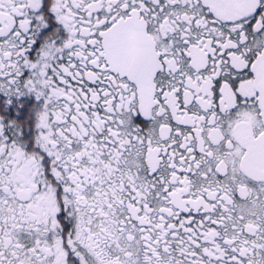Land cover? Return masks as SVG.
<instances>
[{
	"label": "snow or ice",
	"instance_id": "obj_1",
	"mask_svg": "<svg viewBox=\"0 0 264 264\" xmlns=\"http://www.w3.org/2000/svg\"><path fill=\"white\" fill-rule=\"evenodd\" d=\"M0 264H264V0H0Z\"/></svg>",
	"mask_w": 264,
	"mask_h": 264
}]
</instances>
